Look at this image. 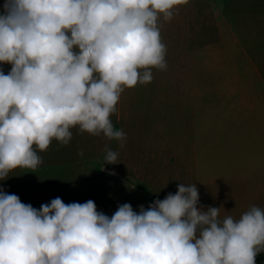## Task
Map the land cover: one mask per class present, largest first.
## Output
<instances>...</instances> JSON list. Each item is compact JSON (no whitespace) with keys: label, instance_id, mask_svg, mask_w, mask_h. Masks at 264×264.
Wrapping results in <instances>:
<instances>
[{"label":"rangeland","instance_id":"1","mask_svg":"<svg viewBox=\"0 0 264 264\" xmlns=\"http://www.w3.org/2000/svg\"><path fill=\"white\" fill-rule=\"evenodd\" d=\"M149 1L170 19L168 85L134 83L136 0H0L16 264H226L264 246V69L237 36L231 65L227 0ZM230 7L264 49V0Z\"/></svg>","mask_w":264,"mask_h":264},{"label":"crops","instance_id":"2","mask_svg":"<svg viewBox=\"0 0 264 264\" xmlns=\"http://www.w3.org/2000/svg\"><path fill=\"white\" fill-rule=\"evenodd\" d=\"M230 2L231 0H227L231 13L229 20V34L232 39L231 65L235 64L237 36L242 38L240 41L242 50L249 54L251 60L248 62L259 69H264V49H255L252 41L255 34L254 19L248 13H234ZM155 3L159 4L157 1ZM163 8L164 4L154 6L149 0H136L134 3V36L137 34V44L134 46V83L161 85L172 83V31L170 19L165 10L163 12ZM123 102H120V111L117 112L118 120L131 118L134 126V112H126L128 109L124 108Z\"/></svg>","mask_w":264,"mask_h":264},{"label":"trees","instance_id":"3","mask_svg":"<svg viewBox=\"0 0 264 264\" xmlns=\"http://www.w3.org/2000/svg\"><path fill=\"white\" fill-rule=\"evenodd\" d=\"M0 263L16 264L10 247L3 241H0ZM226 264H264V246L247 257H239Z\"/></svg>","mask_w":264,"mask_h":264}]
</instances>
